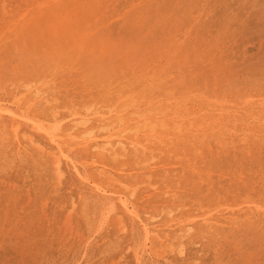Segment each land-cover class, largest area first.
Segmentation results:
<instances>
[{"label": "rangeland", "instance_id": "374dc122", "mask_svg": "<svg viewBox=\"0 0 264 264\" xmlns=\"http://www.w3.org/2000/svg\"><path fill=\"white\" fill-rule=\"evenodd\" d=\"M0 264H264V0H0Z\"/></svg>", "mask_w": 264, "mask_h": 264}, {"label": "bare ground", "instance_id": "6f19581e", "mask_svg": "<svg viewBox=\"0 0 264 264\" xmlns=\"http://www.w3.org/2000/svg\"><path fill=\"white\" fill-rule=\"evenodd\" d=\"M26 14V13H25ZM82 117V116H81ZM30 121V120H29ZM54 125V124H53ZM52 126V125H51ZM57 126V125H56ZM18 128V127H17ZM42 128V127H41ZM40 128V129H41ZM52 128V127H51ZM57 128V127H56ZM43 129V128H42ZM50 129V128H49ZM48 130V129H47ZM59 130V129H58ZM51 131V130H50ZM44 132V131H43ZM42 132V133H43ZM50 139H52V137L50 138ZM55 141V140H54ZM53 143V142H52ZM59 159V158H58ZM57 158H56V160H58ZM58 162V161H57ZM57 170V169H56ZM125 204V203H124ZM112 206V205H111ZM111 211V210H110ZM109 213V212H108ZM111 213V212H110ZM135 213V212H134ZM138 217V216H137ZM106 218H107V216H106ZM105 222V221H104ZM138 252V251H137Z\"/></svg>", "mask_w": 264, "mask_h": 264}]
</instances>
